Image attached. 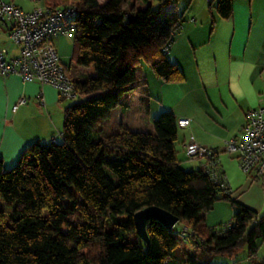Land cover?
<instances>
[{"label":"trees","instance_id":"16d2710c","mask_svg":"<svg viewBox=\"0 0 264 264\" xmlns=\"http://www.w3.org/2000/svg\"><path fill=\"white\" fill-rule=\"evenodd\" d=\"M46 1L76 7L72 60L91 74L65 70L79 97L64 109L60 141L32 143L10 169L0 158V264H162L188 239L150 220L143 241L134 216L153 205L191 228L193 248L210 260L246 247L249 259L264 264V213L232 198L203 169L180 165L172 112L159 114L153 133L122 129L102 139L95 128L133 90L141 64L163 81L184 80L164 52L182 21L177 0H139L131 11L125 0ZM232 3L210 0L207 8L224 19ZM222 199L236 209L231 225L204 238L205 216Z\"/></svg>","mask_w":264,"mask_h":264},{"label":"crops","instance_id":"0c3cea01","mask_svg":"<svg viewBox=\"0 0 264 264\" xmlns=\"http://www.w3.org/2000/svg\"><path fill=\"white\" fill-rule=\"evenodd\" d=\"M3 1L26 11L49 3ZM107 1L98 0L100 5ZM180 1L177 0V6L182 21L167 56L179 66L184 80L163 81L149 66L141 64L136 70L133 90L112 111V119L101 124L114 125L112 134L122 129L153 133V121L162 111L172 112L177 120L189 119L188 126L178 130L176 149L180 165L186 170L204 168V160H188L185 156L184 145L190 138L217 148L231 197L236 194L230 184L240 185L252 196L251 202L241 200V203L262 214L264 206L257 195L264 194V186L248 177L245 181L237 155L227 153L224 142L241 141L247 111L264 104V0H233L232 13L224 19L210 11L204 0H184L182 4ZM137 3L139 0H125L123 9L131 11ZM0 43L7 48L8 56L18 54L4 28L0 31ZM58 54L62 63L65 55ZM78 68L81 72L74 77L91 74L87 68ZM21 97L26 101L12 111ZM67 105L50 85L23 82L16 75L0 76V158L6 169L15 166L32 143H49L52 137L58 141ZM220 225L223 224L214 226ZM212 227H206L202 235L206 237ZM260 249L258 259L264 262V241ZM230 261L229 257L225 260Z\"/></svg>","mask_w":264,"mask_h":264},{"label":"built area","instance_id":"2783aa9c","mask_svg":"<svg viewBox=\"0 0 264 264\" xmlns=\"http://www.w3.org/2000/svg\"><path fill=\"white\" fill-rule=\"evenodd\" d=\"M38 2L39 0H31ZM210 1V0H206ZM76 7L54 6L46 4L26 11L11 2L0 0V31L6 29L7 38L19 52L8 56V50L0 43V76H18L23 82L36 81L54 87L61 98L74 100L79 97L71 76L65 71L52 38L55 36L72 37L77 31L74 21ZM170 44L164 52L168 54ZM21 97L12 106L15 111L25 102ZM189 119L180 118L178 126L185 128ZM52 137L51 141H55ZM225 150L235 154L243 174L251 180L264 182V104L251 108L246 113L241 141L227 140ZM184 153L188 160H204V173L209 179L226 189L228 181L223 173L220 152L217 148L205 145L190 138L184 145ZM176 223L171 230L184 239L193 236L194 231ZM231 223L224 225L229 228Z\"/></svg>","mask_w":264,"mask_h":264},{"label":"rangeland","instance_id":"374dc122","mask_svg":"<svg viewBox=\"0 0 264 264\" xmlns=\"http://www.w3.org/2000/svg\"><path fill=\"white\" fill-rule=\"evenodd\" d=\"M182 3H184V0L180 1V4ZM205 3L207 5V1ZM52 42L57 48L58 53L60 54L63 53V55H65L64 56L65 59L62 63L68 67L69 70L67 71L69 72V74L72 76L80 74L81 72L80 69L75 64V61L72 60L74 36L72 37H66V36L53 37ZM76 101L77 99L71 100V101L65 100V103L73 104ZM106 123L107 122H105L104 124L105 126L102 124H98V126L95 127L96 130L101 135L100 137L102 139H104L107 135L112 134L110 132L112 131V127L114 125L107 126ZM60 140H61V137L59 136L58 141ZM243 177L245 181H247L246 174H243ZM258 181H259L258 185L264 186V182L261 183L260 180ZM230 187L232 188V191L235 192L236 196L238 195V198L236 200H238L239 202H241V200L251 202L252 196H251V193L249 195V192L247 191V189L246 190L242 189L240 185H235V184H230ZM236 196H234L233 198H236ZM257 196L259 197V203L263 204L264 206L263 192H260ZM66 203H68V201H66ZM214 205H215L213 206L214 208H212V210H210L205 216L206 221L204 222V225L206 227L213 226L212 228H215L214 225L215 224L219 225V223L223 224L221 226L226 225L231 220L234 214L233 212H235L236 210L235 207L231 204V202L226 199L218 200L216 201ZM76 221H78V218H76ZM179 226H181V224L178 223L176 227L178 228ZM260 248L258 251L259 253L261 252ZM200 252L201 251H199L197 248H193L192 241L190 238H188L186 242L184 243L182 242L181 244H179L168 256V259L164 260V263L162 264H186V263L190 264L192 261H196L199 264H255L253 260L249 259V255H248V251L246 247L236 250L233 254L225 256V258L214 257L211 260L205 255H202ZM228 257L231 258L232 261L225 262L226 258ZM220 259L224 261H221Z\"/></svg>","mask_w":264,"mask_h":264},{"label":"water","instance_id":"95a60500","mask_svg":"<svg viewBox=\"0 0 264 264\" xmlns=\"http://www.w3.org/2000/svg\"><path fill=\"white\" fill-rule=\"evenodd\" d=\"M134 219L136 233L146 243L149 241L147 225L150 220L159 221L169 230L172 229L173 226L180 220L178 216L154 205L142 208L137 211L135 213Z\"/></svg>","mask_w":264,"mask_h":264}]
</instances>
